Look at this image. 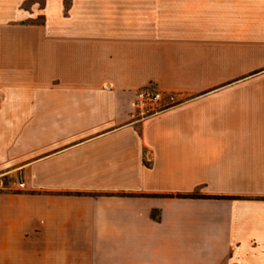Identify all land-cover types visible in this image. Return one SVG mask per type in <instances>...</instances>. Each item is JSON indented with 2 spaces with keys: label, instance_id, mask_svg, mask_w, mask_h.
Returning a JSON list of instances; mask_svg holds the SVG:
<instances>
[{
  "label": "crops",
  "instance_id": "obj_1",
  "mask_svg": "<svg viewBox=\"0 0 264 264\" xmlns=\"http://www.w3.org/2000/svg\"><path fill=\"white\" fill-rule=\"evenodd\" d=\"M0 264H264V0H0Z\"/></svg>",
  "mask_w": 264,
  "mask_h": 264
},
{
  "label": "built area",
  "instance_id": "obj_2",
  "mask_svg": "<svg viewBox=\"0 0 264 264\" xmlns=\"http://www.w3.org/2000/svg\"><path fill=\"white\" fill-rule=\"evenodd\" d=\"M160 101L161 96L159 93L143 89L136 92L134 106L144 113L148 111L149 106H156Z\"/></svg>",
  "mask_w": 264,
  "mask_h": 264
},
{
  "label": "rangeland",
  "instance_id": "obj_3",
  "mask_svg": "<svg viewBox=\"0 0 264 264\" xmlns=\"http://www.w3.org/2000/svg\"><path fill=\"white\" fill-rule=\"evenodd\" d=\"M36 1H37V4H38V9H39V7H41V0H36ZM40 20H41V17L38 16V17L34 20V22L39 23ZM148 108H149V109H148V111H147L146 113H150L151 111H154V109H156L155 106H153V107L149 106Z\"/></svg>",
  "mask_w": 264,
  "mask_h": 264
},
{
  "label": "trees",
  "instance_id": "obj_4",
  "mask_svg": "<svg viewBox=\"0 0 264 264\" xmlns=\"http://www.w3.org/2000/svg\"><path fill=\"white\" fill-rule=\"evenodd\" d=\"M177 197H181L182 198V197H188V196H177Z\"/></svg>",
  "mask_w": 264,
  "mask_h": 264
}]
</instances>
